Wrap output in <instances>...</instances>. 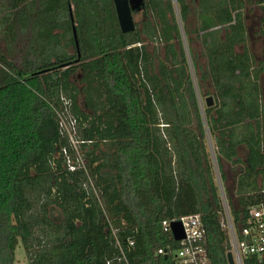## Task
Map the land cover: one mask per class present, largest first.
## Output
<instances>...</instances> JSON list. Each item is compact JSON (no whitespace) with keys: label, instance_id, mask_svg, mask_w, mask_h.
I'll return each mask as SVG.
<instances>
[{"label":"trees","instance_id":"16d2710c","mask_svg":"<svg viewBox=\"0 0 264 264\" xmlns=\"http://www.w3.org/2000/svg\"><path fill=\"white\" fill-rule=\"evenodd\" d=\"M161 2L147 4L159 10L166 52L175 61L174 29L185 62ZM176 2L183 21L186 8ZM143 31L156 32L148 22ZM141 42L140 32L121 33L112 0H0V264L14 263L19 243L29 264H177L178 243L162 223L196 214L209 264H228L204 130L195 99L180 92L187 76L180 70L176 80L161 62L156 73L145 46L134 47ZM228 50L223 44L218 57L209 52L221 103L205 114L211 129L230 126L231 143L247 145L245 173L235 193L225 191L242 224L246 209L264 201V138L243 123V110L231 120L230 98H239L241 87L235 92L226 82ZM252 106L258 112V102ZM63 116L75 121L83 142L77 150L60 134ZM193 119L196 132L184 128ZM161 120L170 125L164 132ZM217 145L225 160L234 155L223 138ZM64 150L74 165L79 154L80 168L69 171ZM34 207L40 218L31 215ZM37 225L54 239L35 253Z\"/></svg>","mask_w":264,"mask_h":264},{"label":"flooded vegetation","instance_id":"af4514ba","mask_svg":"<svg viewBox=\"0 0 264 264\" xmlns=\"http://www.w3.org/2000/svg\"><path fill=\"white\" fill-rule=\"evenodd\" d=\"M148 1L143 0L141 6L133 12L134 30L132 32H140L143 39V42L135 44L134 47L145 46L156 73L160 62L176 80L180 70L185 72L187 82L183 84L180 92L187 100L195 99L205 134L204 145L208 159L211 165L212 160L215 161L219 175H223L221 183L224 190L228 195H232L235 193L238 178L245 173L248 148L246 144H236L235 140L231 143L230 126L221 127V124H216L211 129L206 121L205 110L213 108V113H216L221 103L217 84L213 78L217 77V73L209 62V54L213 53L218 57L221 53V46L226 44L228 47V58L225 61L228 69L225 79L234 87L235 92L241 87L240 97L236 100L230 98L231 120L233 121L235 115L243 110V123L254 130L258 126L264 138V5L257 3V0H182L186 8L185 18L182 21L176 0H170L172 12L167 8L168 1L162 0V9L169 26L171 28L174 25L177 26L184 53L185 62H183L174 29L171 34L176 52L175 61L172 60L171 54L166 52L165 43L161 37L165 27L160 26L156 18L159 10L148 5ZM137 14L143 16L139 23L135 20ZM205 19L210 24L204 25ZM147 22L156 31L149 37L142 33L144 32L143 25ZM208 99L211 100L210 106L207 104ZM240 100L242 106L239 103ZM254 101L258 102V112L252 106ZM192 116L195 117L194 113ZM160 123L158 127L162 132L170 127L163 120ZM184 128L194 132L198 131L194 119ZM210 132L213 133L210 134ZM222 132L227 136H221ZM219 138L225 140L226 147L233 146L234 155L228 160L218 153L217 140ZM209 146L212 150V160L207 149ZM228 169V173L233 175L231 180L227 173ZM261 180L262 176L257 175L258 189L261 187Z\"/></svg>","mask_w":264,"mask_h":264},{"label":"built area","instance_id":"2783aa9c","mask_svg":"<svg viewBox=\"0 0 264 264\" xmlns=\"http://www.w3.org/2000/svg\"><path fill=\"white\" fill-rule=\"evenodd\" d=\"M59 131L68 139L74 150L83 142L77 139L75 121L69 116H63L59 122ZM77 152V151H76ZM69 171L80 168L81 157L77 153L76 165L73 164L67 150L63 151ZM219 175V173H216ZM220 177V175H219ZM217 189L220 198L222 217L221 223L227 230L230 244V253L234 264H264V201L249 206L246 214L241 217L242 224H236L229 208L224 187L218 178ZM184 231V238L178 241L174 257L177 264H209L204 248L205 230L202 226L200 215L183 216L178 220ZM171 223V222H170ZM170 223L163 222V232H170ZM132 245V242H130ZM158 255H166L162 249L157 250Z\"/></svg>","mask_w":264,"mask_h":264},{"label":"water","instance_id":"95a60500","mask_svg":"<svg viewBox=\"0 0 264 264\" xmlns=\"http://www.w3.org/2000/svg\"><path fill=\"white\" fill-rule=\"evenodd\" d=\"M114 5V10L116 14V19L118 22L119 29L121 33H131L134 30V23H133V12L137 10L143 0H112ZM71 10V7H70ZM71 22L73 21L72 14L70 13ZM72 32L75 36V29L72 28ZM211 100H207L208 106L211 105ZM170 231L174 241L178 242L184 238V231L182 225L179 221H174L170 223ZM227 262L228 264H234L232 255L230 252L227 253Z\"/></svg>","mask_w":264,"mask_h":264},{"label":"rangeland","instance_id":"374dc122","mask_svg":"<svg viewBox=\"0 0 264 264\" xmlns=\"http://www.w3.org/2000/svg\"><path fill=\"white\" fill-rule=\"evenodd\" d=\"M175 8V6H174ZM175 12L177 13V8L175 10ZM142 15L141 14H137L135 16V20L137 23H139L142 19ZM3 48V44H0V49ZM208 149V152L209 154L211 155V160H212V150H211V147L209 146ZM227 169V168H226ZM212 171L214 173V177H215V183L217 185L218 183V178L219 175L216 174V173H219V169L215 163L214 160H212ZM229 172V169L227 170V173ZM230 179H232L233 175L231 173H228ZM39 203H40V199H39V202L37 201H33V204L35 207H38L39 206ZM38 205V206H37ZM31 210V215L33 216V218H40L39 217V214H38V209L35 208ZM55 217V216H54ZM33 240L31 241V251L32 252H38V250L41 248L38 244H42V245H46V247L48 249H50V247L52 246V240L54 239L53 237V232H51L50 230H47L46 228H40L39 225L35 226L33 228ZM13 264H29V261H28V257H27V254L22 246L21 243H19L15 249V253H14V263Z\"/></svg>","mask_w":264,"mask_h":264}]
</instances>
